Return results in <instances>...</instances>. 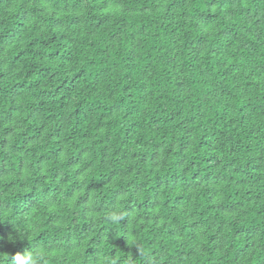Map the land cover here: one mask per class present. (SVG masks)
Listing matches in <instances>:
<instances>
[{
    "label": "trees",
    "instance_id": "trees-1",
    "mask_svg": "<svg viewBox=\"0 0 264 264\" xmlns=\"http://www.w3.org/2000/svg\"><path fill=\"white\" fill-rule=\"evenodd\" d=\"M36 246L264 264V0H0V264Z\"/></svg>",
    "mask_w": 264,
    "mask_h": 264
},
{
    "label": "clouds",
    "instance_id": "clouds-1",
    "mask_svg": "<svg viewBox=\"0 0 264 264\" xmlns=\"http://www.w3.org/2000/svg\"><path fill=\"white\" fill-rule=\"evenodd\" d=\"M128 217L126 211L120 209H112L106 213L107 220L112 225L120 226V222ZM130 245L135 246L138 249L139 255L142 252L138 245L133 241ZM49 247L36 246L34 248L26 249L22 254L16 253L9 257L6 255V264H51V261L55 259L53 254L50 252ZM106 264H112L110 260H106ZM125 264H135V258L132 255H128Z\"/></svg>",
    "mask_w": 264,
    "mask_h": 264
}]
</instances>
